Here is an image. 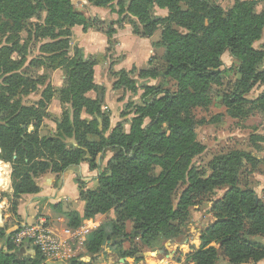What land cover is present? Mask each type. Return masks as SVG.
<instances>
[{
  "label": "trees",
  "instance_id": "16d2710c",
  "mask_svg": "<svg viewBox=\"0 0 264 264\" xmlns=\"http://www.w3.org/2000/svg\"><path fill=\"white\" fill-rule=\"evenodd\" d=\"M87 1L104 5L114 0ZM255 3L256 0H236L235 6L224 12L219 5L205 0H131L127 10L145 23L148 32L144 35H151L161 25L166 43L162 78L175 80L177 87L171 90L163 83H146L140 102L133 103L135 115L129 131L117 124L107 133L109 120L101 112L100 98L87 95L98 88L94 81L97 62L90 56L83 57L78 47L70 55L65 40L73 26L89 28V20L75 11L72 0H0V17L5 19L0 27L7 28L8 36L12 31L24 30L28 18L38 11H46V26L38 25V30L43 31L41 36H49L50 42L43 43L32 64L64 69L65 81L60 89L49 81L35 103H23L22 95L43 87L44 78L23 72L24 48L17 49L20 59L12 58L16 48L21 47L19 41L0 46V189L8 179L12 187L11 195L0 190V203L11 206L16 214L20 198L38 192L37 179L41 175L48 171L60 173L81 162L96 168L98 154L111 151L108 168L99 172L95 188H79L85 208L81 214L70 211L80 219L69 221V226L77 227L85 219L96 221L114 207L115 246L124 240L132 244L138 239L140 245L161 248L166 239L180 235L179 226L199 195L225 187L224 195L212 203L215 220L201 234V249L192 254L195 264H214L217 260L213 247L204 249L211 241L221 244L228 264L264 260V245L250 239L256 234L264 235V201L252 188L239 186L242 165L257 159L239 150L219 155L210 163L211 172L206 177L199 176L191 165L192 158L203 150L196 141L191 111L207 105L210 86L221 83L222 54L227 51L239 62L235 87L223 95L227 108L238 112L241 104L248 103L245 94L264 84V51L253 47L264 30V11L254 13ZM154 5L167 8V16L149 18ZM173 25L185 31L179 32ZM139 32L134 29V33ZM106 33L110 36L112 31ZM41 52L46 55L41 56ZM121 76L118 84L128 83V73L122 71ZM129 82L135 90L136 80ZM57 93L67 108L56 125V134L40 136L38 130L47 115V105ZM255 102L264 108V91L250 103ZM144 119H148L146 124ZM29 125L33 127L31 132ZM251 138L260 139L257 135ZM154 167L161 169L158 175L152 172ZM180 185L185 188L174 203ZM127 221H132L129 232L124 227ZM176 222H180L179 226ZM8 228L6 224L0 226V264H47L37 249L33 256L21 253L11 240L15 229L7 233ZM105 239L111 238L101 229L93 230L85 252L96 256ZM122 251V255L131 254Z\"/></svg>",
  "mask_w": 264,
  "mask_h": 264
},
{
  "label": "rangeland",
  "instance_id": "374dc122",
  "mask_svg": "<svg viewBox=\"0 0 264 264\" xmlns=\"http://www.w3.org/2000/svg\"><path fill=\"white\" fill-rule=\"evenodd\" d=\"M130 1L114 0L108 4L97 5L87 0H72L75 11L81 13L89 20V28L83 30L81 25H75L71 28L69 36L65 38L69 43L68 53L70 55L78 47L83 52V57L90 56L97 62L94 66V81L95 83H99L97 84L98 88L92 89L87 95L92 98H100L101 112L109 120V130L107 133L117 124H121L125 132L129 131L133 116L135 115L134 107H132L133 103L140 102V95L144 91L143 85L146 83L151 85L163 83L165 87L171 90L177 87L175 80H165V78H162V72L166 67V43L163 41V29L161 25L151 35H144L148 32L145 23L136 14L127 10ZM205 1L208 4L219 5L224 12L232 9L236 2V0ZM244 1L250 2L252 0ZM263 11L264 0H256L253 6V12L259 14ZM149 14V18L166 17L168 10L167 8H159L154 5L149 10ZM46 15L45 10L38 11L32 17L28 18L24 30L20 33L12 31L9 36L7 34L9 33L7 28L0 27V46L11 45L13 41H19L21 47L16 48V51L12 53V58L14 60L20 59V54L17 52V49L24 48L25 58L21 65L25 69L23 72H26L34 78H44L45 84L43 87H39L37 91H31L22 95V102L28 105L35 103L40 98L43 88L49 81L55 89H60L65 85L64 69L58 68L55 71L43 65L32 64L35 57L40 55L41 48L44 47L43 43L50 42L49 36H41L43 31L41 33L38 30V25L46 26L44 24ZM4 21L5 19L0 17V25H3ZM133 28L140 32L138 34L134 33ZM173 28L179 32L185 31V29L177 25H173ZM107 31H112L110 36L107 35ZM44 33L47 34L48 32ZM253 47L264 51V30L261 33V37L253 42ZM44 55L46 54H42L41 52V56ZM221 60L222 65L219 68L223 71L221 83L210 86V101L207 105L196 106L191 111V116L195 122L194 131L196 141L203 146V150L192 158L191 165L197 170L199 176L206 177L211 172L210 163L215 157L234 150L249 153L257 161L242 165L239 175V186L242 188H252L261 201H264V108H260V104L256 102V104L250 103L253 100H257L259 95L263 93L264 84L254 86L250 92L245 94L248 103L241 104L242 108L238 109V112L237 110H233L234 108H227L223 104V95L231 93L235 87V82L239 78L237 72L239 62L227 51L222 54ZM261 68L264 69V59L261 62ZM122 71L128 73V83L119 85V79L122 78ZM152 75H156L157 77ZM132 79H135L138 85L135 90L132 87L133 83L129 82ZM1 80L2 76H0ZM129 103L130 106L128 105ZM66 108L67 106L60 102L58 93L55 94L47 105V115L43 118L39 127L38 132L40 136L48 137L56 134V125L61 120L62 113ZM235 113L242 115L235 116L233 115ZM83 115L88 117L85 112H83ZM102 118L101 116L98 117L100 126L103 124ZM147 122L148 119H144V123L146 124ZM164 127L166 130L167 126L164 125ZM28 130L31 132L33 127L29 125ZM255 135L259 136L260 139L253 141L251 137ZM112 156L113 152L111 151H106L103 155L99 153L97 156L99 158L96 160V168L91 169L87 162H83V165L81 162L78 165L68 166L60 173L66 172L69 168H73L78 175L75 179L78 190L82 187L86 191L87 189L95 188L97 185L96 177L99 172L106 171L108 161ZM160 171L161 169L159 167H154L152 170L155 175H158ZM84 172L86 173L85 176L82 175ZM47 173L52 172L48 171L45 174ZM8 181L4 183V186L0 190L7 192L11 189L12 193L10 180L8 179ZM184 188V185H180L177 188L174 195V203H176ZM226 190L227 188L225 187L221 189L217 188L213 193L199 195L196 198L195 204L187 210V214L184 220H182L183 223L179 226L180 222H176L178 224L177 226L181 229L180 235L175 238L166 239L161 245V248L152 249L147 246L141 247L138 239H135L132 244L129 240H124L127 243L125 242L124 244L115 246L113 244L114 239H116L113 234L115 213L114 207H112L98 220L85 219L82 225H79L83 226L84 224H88L92 227L95 224L85 234L82 244L76 242L72 246L75 250L73 260L60 263L49 261L47 264H99L105 259L107 255L106 251L110 249L111 254L121 256L123 247H126L125 252L131 253V256L123 262L124 264H134L133 253H137L140 256L141 260L137 259V264H195L192 254L201 249V234L204 228L215 220V215L211 211L212 203L220 199ZM1 207L5 208L2 210V215L5 219L4 224L10 229L12 228L11 230L18 228L20 224L16 222V218L14 217L16 214L13 212L11 206L6 204L1 205L0 203V210ZM70 211L72 210L66 209L64 220L55 219V226L57 228H74L69 226V221L75 222L80 217L77 216V218H74L73 213L71 214ZM124 227L125 231L129 232L132 228V221H127ZM96 229L103 230L106 237L111 238L110 240L105 239L103 241L104 243H101L103 251L97 254L100 257L99 259L91 254L88 255L84 250L86 241L89 240L92 231ZM250 239L252 242L264 245V235L256 234L250 237ZM110 241L111 243H109ZM220 245L219 242L211 241L204 249L213 247L216 250L218 258L214 264H228V258L224 255ZM107 247H109L108 250H106ZM30 250L32 252L27 253L30 256H33L37 252L33 247ZM239 264H264V260L257 263L246 260Z\"/></svg>",
  "mask_w": 264,
  "mask_h": 264
},
{
  "label": "crops",
  "instance_id": "0c3cea01",
  "mask_svg": "<svg viewBox=\"0 0 264 264\" xmlns=\"http://www.w3.org/2000/svg\"><path fill=\"white\" fill-rule=\"evenodd\" d=\"M96 84H99V83H96ZM81 164L83 165L84 163L82 162ZM85 174H86L85 172L82 173L83 176H85ZM76 176H78L77 172H75L73 168L71 169L69 168L66 172H63L60 174L47 173L41 176L40 178H38L37 179V185L39 187L38 192L31 193V194H24L20 198L19 203L17 205L16 216H14L16 218V222L20 225L25 224V223H32L36 220L38 216L44 215L46 219L48 220V223L50 227L52 228V230L56 232L57 234L61 233L64 229H70L66 227L57 228V226H55V219L64 220V217L66 216L65 215L66 209L76 211L79 214H81L84 211L85 201L79 195L77 184L75 182V179L77 178ZM7 182L9 181L7 180ZM7 193L11 194V189L10 191H7ZM4 209H5L4 207H1V210H0L1 212L0 226H3L4 221H5L2 215V210ZM84 225H88V224H84ZM79 227L81 226L74 227L70 230L78 229ZM11 229L10 228L7 229L6 232L7 233L10 232ZM125 242L122 241L121 244H124ZM109 243H111V241ZM140 246L144 247L142 244ZM18 248L21 253L25 254L31 251L30 249H32V246L30 244H24L23 246L18 247ZM125 248L126 247H123L122 250H125ZM108 249L109 247H107L106 250ZM109 250L106 251L107 255L105 259L102 260L99 264H103V263L104 264H118V263L124 264L123 262L127 258H129V255H122V254L121 256L113 255L110 253L111 251ZM102 251H103V248H101L99 253ZM98 256L96 255L95 257H98ZM80 258L83 259L82 256H80ZM99 258L100 257H98V259ZM137 259L141 260L140 256H138L137 253L136 254L133 253V263L134 264H137ZM55 262L60 263V261H55Z\"/></svg>",
  "mask_w": 264,
  "mask_h": 264
},
{
  "label": "built area",
  "instance_id": "2783aa9c",
  "mask_svg": "<svg viewBox=\"0 0 264 264\" xmlns=\"http://www.w3.org/2000/svg\"><path fill=\"white\" fill-rule=\"evenodd\" d=\"M92 227L83 225L78 229H64L57 234L50 227L46 217L40 215L34 222L21 224L16 228L11 240L17 247L24 244L32 245L40 252L46 262H69L75 257V250L72 246L76 242L82 244L85 234Z\"/></svg>",
  "mask_w": 264,
  "mask_h": 264
},
{
  "label": "bare ground",
  "instance_id": "6f19581e",
  "mask_svg": "<svg viewBox=\"0 0 264 264\" xmlns=\"http://www.w3.org/2000/svg\"><path fill=\"white\" fill-rule=\"evenodd\" d=\"M1 166V165H0Z\"/></svg>",
  "mask_w": 264,
  "mask_h": 264
}]
</instances>
